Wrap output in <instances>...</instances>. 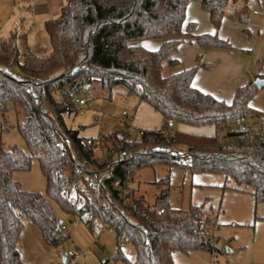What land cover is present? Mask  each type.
I'll use <instances>...</instances> for the list:
<instances>
[{"label": "trees", "instance_id": "16d2710c", "mask_svg": "<svg viewBox=\"0 0 264 264\" xmlns=\"http://www.w3.org/2000/svg\"><path fill=\"white\" fill-rule=\"evenodd\" d=\"M190 1L65 0L59 17L45 23L50 55L31 53L24 34L13 33L2 42L0 133L14 127L8 120L14 107L23 115L17 128L27 152L0 145V264H23L19 242L25 219L40 228L47 244L60 245L66 239L58 231L61 222L53 203L70 220L83 210L90 223L101 219L113 230L118 247L129 241L135 250L130 264H175L176 251H205L214 259L222 254L223 249L201 232L204 205L171 207L169 177L155 182L163 188L153 205L145 196L137 197L134 174L145 168L180 167L192 175H223L224 188L249 193L257 205L264 204V148L256 147L260 136L255 131L264 125V113L250 106L260 90L254 85L259 76L238 88L228 104L193 86L198 69L207 66L199 58L192 68L169 76L162 73L165 64L179 65L173 55L184 36L202 48L234 50L216 33L194 35L196 24L187 23ZM199 1L216 29L237 4H242L239 22L247 24L249 0ZM149 40L161 45L149 50L142 45ZM76 68L81 69L74 73ZM93 84L108 97L113 88H125L161 114L165 125L132 139L114 132L97 140L82 137L64 121L78 108L70 102L59 105L55 97L65 91L68 102L76 89L84 88L85 96L90 91L85 87ZM171 123L213 127L216 134H188L172 130ZM239 123L248 129L239 130ZM101 149L104 155L98 159ZM121 152L127 154L124 161L119 159ZM33 160L46 181L44 192L26 190L14 178L31 172ZM106 172L101 195L87 200L78 185L86 175L99 178ZM114 260L129 263L120 248Z\"/></svg>", "mask_w": 264, "mask_h": 264}, {"label": "crops", "instance_id": "0c3cea01", "mask_svg": "<svg viewBox=\"0 0 264 264\" xmlns=\"http://www.w3.org/2000/svg\"><path fill=\"white\" fill-rule=\"evenodd\" d=\"M64 5L65 0H0V46L13 33L24 34L31 53L38 56L50 55L51 46L45 23L59 17ZM248 5L246 25L239 22L242 4H237L233 8L238 15H233V9L223 19L220 28L216 29L209 14L201 9L200 1L191 0L187 9V23L196 24L194 35L216 33L228 41L234 50L202 48L194 39L184 36L178 52L173 55L179 65L172 67L171 74L196 66L199 58L200 63L207 66L198 69L193 86L228 104L232 102L236 90L245 86L251 78H264V0H249ZM142 45L149 50H156L161 41H144ZM85 88L90 89L89 86ZM250 106L264 113V88L256 93ZM11 109L15 110L14 107ZM252 124L257 125L259 122L252 121ZM192 177L196 185L203 188L195 190L201 199L204 195L212 196L210 207L219 202L217 223L220 228L215 229L214 234L223 240V253L214 259L205 251H176L173 254L174 263L264 264V207L259 210L260 205L256 204L254 197L249 193L224 188L223 175L197 174ZM17 181L23 186L21 180ZM155 188L159 193L160 187ZM24 189L44 192V189L34 185ZM197 201L199 200H196V203ZM225 248L228 249L226 253Z\"/></svg>", "mask_w": 264, "mask_h": 264}, {"label": "rangeland", "instance_id": "374dc122", "mask_svg": "<svg viewBox=\"0 0 264 264\" xmlns=\"http://www.w3.org/2000/svg\"><path fill=\"white\" fill-rule=\"evenodd\" d=\"M233 15H238L235 9ZM172 72V67L169 69L165 64L162 71L163 75L169 76ZM89 90V93L85 95L88 105L82 109L78 108L77 112L64 117L67 127L79 130L80 135L84 138L97 140L99 137L113 132L122 137L123 112H128L130 117L133 118L134 126L143 131L161 130L165 125L161 114L148 104L141 102L137 96L129 94L123 87L113 88L110 97L97 84H93ZM94 105L99 106V111L92 109ZM22 119L23 115H19L15 110L10 109L8 120L10 125L14 127L0 133V145L2 144L4 148L17 146L27 152L26 144L17 128V123ZM247 122L252 124L251 120ZM169 126L172 130L188 134L203 136L216 134L213 127H191L181 123H171ZM132 138L138 137L134 135ZM103 155L104 150L102 149L96 152L98 159H101ZM39 173L41 172L37 166L32 165L31 172L16 173L15 179L21 180L24 188L34 185L37 188L44 189L45 181L41 175H38ZM166 177H169L171 207L176 210H186L193 204L204 205L205 214L202 219L201 232L206 238L211 239L221 247L223 240L214 234V230L220 228L217 223L219 202L218 204L215 202L216 205L210 207L213 202L211 200L212 196L204 195L202 199L199 197L195 190L203 188L196 185L192 174L188 170L180 167L169 170L166 167L157 166L155 169L145 168L135 172L133 186L138 189L137 197L143 195L147 203L153 205L156 196L159 194L155 188L157 186L155 182H159ZM161 188L163 186H160ZM227 190L232 189L227 188ZM196 200L199 201L196 203ZM259 205V210L264 207V204ZM53 209L58 220L67 227V230L62 232L66 239L60 245L47 244L43 239L40 228L29 219H25L19 242L23 264H42L43 262L62 264V255L67 254L69 251H79L84 254L78 264H130L135 260V250L132 244L124 240L118 247L115 235L109 231L101 219L91 221L92 229H89L86 221L79 217L75 219L77 225H72L74 219L70 220L55 203H53ZM119 248L127 257L129 263L114 260ZM224 250L226 253L228 249L225 248ZM44 251L47 252L44 253Z\"/></svg>", "mask_w": 264, "mask_h": 264}, {"label": "built area", "instance_id": "2783aa9c", "mask_svg": "<svg viewBox=\"0 0 264 264\" xmlns=\"http://www.w3.org/2000/svg\"><path fill=\"white\" fill-rule=\"evenodd\" d=\"M55 99L57 104L62 106H67L70 102V104H73L77 108L82 109L88 105V101L84 96V88L76 89L74 93L71 95L70 101L68 100V102H67V93L65 91H60L56 95ZM92 109L95 111H99V106L94 105ZM122 118L124 120V126L121 132L124 137L131 138L134 135H136L137 137H141L144 134L143 130H140L134 126L133 118L130 117L128 112H123ZM238 129L241 131H246L248 127L244 123H239ZM255 131L260 136V139L256 144V147L264 148V146L262 145V143H264V125L258 127ZM87 144L93 146L94 142L92 140H88ZM62 145H63L62 143L56 144L57 147H61ZM126 156L127 154L125 152H121L119 154L120 161H124ZM85 164L86 162L83 163V165ZM32 165L37 166V168L40 170V164L37 160H33ZM108 176H109L108 172L101 173L99 178H96L92 175H86L85 180L78 185V191L81 194H83V196L87 200L91 201L93 200L94 196L97 195L99 197L101 195L102 189L105 184V180L108 178ZM78 217L83 221L85 220L86 225L89 227V229H92L91 223L88 221V216L86 215V212L84 210L79 212ZM72 225H77L75 219L72 221ZM108 229L111 233H113V230L111 228L108 227ZM65 230H67V227L61 223L60 226L58 227V231L62 233ZM66 255L67 257L65 264H78L79 260L83 257L84 254L79 251H69Z\"/></svg>", "mask_w": 264, "mask_h": 264}, {"label": "water", "instance_id": "95a60500", "mask_svg": "<svg viewBox=\"0 0 264 264\" xmlns=\"http://www.w3.org/2000/svg\"><path fill=\"white\" fill-rule=\"evenodd\" d=\"M80 69H81V68H76L73 72H74V73H77ZM254 85H255L258 89H263V88H264V78H260V77L256 78V79L254 80ZM66 257H67V255L64 253V254L62 255V263H63V264H65V262H66Z\"/></svg>", "mask_w": 264, "mask_h": 264}]
</instances>
